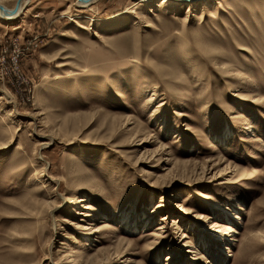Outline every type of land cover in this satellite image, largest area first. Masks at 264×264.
Wrapping results in <instances>:
<instances>
[{
	"label": "rangeland",
	"instance_id": "rangeland-1",
	"mask_svg": "<svg viewBox=\"0 0 264 264\" xmlns=\"http://www.w3.org/2000/svg\"><path fill=\"white\" fill-rule=\"evenodd\" d=\"M191 1L189 12L158 0H28L0 17V86L14 98H0V264H53L73 248L94 254L88 264H193V245L194 264H264V0H221L202 17L204 0ZM129 14L137 21H118ZM40 105L47 116L33 126ZM34 129L55 136L41 150L63 193L38 212L30 199L47 197L30 181L41 164ZM81 186L89 219L64 199ZM201 194L240 215L230 243L205 247L190 225L195 214L227 221ZM74 221L98 231L85 240Z\"/></svg>",
	"mask_w": 264,
	"mask_h": 264
},
{
	"label": "bare ground",
	"instance_id": "bare-ground-1",
	"mask_svg": "<svg viewBox=\"0 0 264 264\" xmlns=\"http://www.w3.org/2000/svg\"><path fill=\"white\" fill-rule=\"evenodd\" d=\"M93 1H95V0H77V4H78L79 7L83 8V7L91 4ZM19 2L20 3L18 5L17 9L15 11L11 12L10 10H4V8H9V9L10 8H13L15 4L12 7H10V6L8 7V6H5L4 4H2V2L0 1V17L1 18L9 19L11 17L18 16L23 11V8H24L26 2H28V0H20ZM152 2H153V0H133V2H132L133 4L132 5H136V6H140L141 8H143V7L145 8L146 5L151 4ZM184 3H186V6L188 7L186 10H188L189 12H191V10L193 9V7L195 6L191 0H158V2H156V5H158L160 7V9L163 8V9H165V10L168 11V9L169 10H174V9H177V8H181V5L184 4ZM212 3L213 4H220L221 3V0H204L203 2H200V6L201 7H199V9H200V16L201 17L204 14L205 15L207 14L206 13L207 12L206 11L207 10L206 7L207 6H211ZM210 9H211V7H209L208 12L209 11H213V10H210ZM140 12H141V10L136 9L135 6H134V8L132 7V13H133L132 15L133 16L138 17V18H140L141 16H144V14L143 13H140ZM189 12L186 13V16H184L185 17L184 18V22H186L188 20ZM154 13H155V16L158 17L157 16L158 15V11L157 12H154ZM209 13H211V15H213L212 12H209ZM215 13H216V11H215ZM132 15H130V14L129 15H126V17H123L122 19H119L118 21H122V20L131 21L132 20V22H136L137 19L135 17H133ZM145 24H148V25H152L153 26L154 25L153 19L151 17H147V20L145 21ZM89 25H91V23ZM106 25H109L110 26L111 24H106ZM101 26H105V24L104 25H101L99 23L97 27H91L92 35H96V36L100 37L101 34H102V31H103V29L101 28ZM241 48H243V47H241ZM1 86H0V98L1 99H4V100H6V101H8L10 103L11 102H14V98H12V96L10 95V93L5 89V87H3V86L1 87ZM153 95L149 96L146 99V103L148 105L150 103H152L154 101V99L157 97V96L154 97ZM8 102H6V103H8ZM14 110H15V107H14ZM45 110H46L45 107L40 105V107L38 109H36V111H34L31 114V117L32 118L30 119L29 123L32 124L33 126H36V124L38 122L43 123L44 120L46 119V116H47ZM154 111H155V109H154ZM126 121H124V122H126ZM123 126H125V125H123ZM35 131L40 136H42V137H40L38 139V141L36 143V146H37L36 147V159H37L36 161H38L39 164L40 163L41 164H40L39 167H36L35 166V168H33V171L31 172L30 181L35 185V188H34L35 193L37 191H40V190H45V195L44 196L47 197V198H38V196H33L30 199L29 203L32 206V211H37L38 212V211L45 210L44 208H46V209L55 208L56 205H57L54 202L55 198L58 195H63V193H61V191H60V189L62 187L61 179H59L57 176H55L51 172H49V170L47 169V166L44 165V163H43L44 156H43V153H42V150H41V148H43L45 146L47 147L50 143H52L54 141V139H55V136H54V134L51 133V131H49V132H45V130L44 131L35 130ZM11 140H12L11 138L9 140L6 139V143L11 142ZM144 141H146L145 137H143L142 139H140V142L144 143ZM160 145L163 146L162 143ZM161 148H163V147H161ZM141 160L143 161V159H141ZM229 171H231V169L230 170H226L225 172H222V173L223 174L224 173L226 174V173H229ZM222 178H225V177H222ZM84 189L85 188L82 187V186H81V188L80 187L79 188H76V189L75 188H72L70 190V193L71 194L69 195V193H68V196H65L64 199H66V201H68V203H70L71 206H73L74 209H72V210H75V213L84 215V216L87 217L86 219H89L88 218L89 216H92L93 217V216H96V215H94V213L92 211V208L89 205L90 204L89 202H91V197H90L91 196V193L90 194L84 193L83 192V191H85ZM189 191H190V194H197V193L199 194L200 193L198 190L196 191L195 189L189 190ZM201 197H203L202 194H201ZM51 198H53V199H51ZM203 198L208 201V196H205L204 195ZM204 199H202V200H204ZM205 200H204V202H205ZM208 202L210 204L211 214L212 215L214 214V216H216V214H217L218 211L223 212V214L225 216L224 218L227 221L226 222H220V221L214 220L212 226H208L207 224L201 225L200 224L201 222L200 223L198 222L200 216L198 214H195V215L192 216V218H193L192 220L194 222L193 223L191 222L190 225H192V227H195V229H197V231H198L197 234L199 235L200 241L201 240L203 241L205 247H207V245L210 244V242L212 240H215L216 242H221L222 244L224 243V241L228 240V243H230L231 241H233L235 239L236 232L239 231L237 229V226L236 225L235 226L233 225L232 220L238 221L240 219V215L237 212H235L234 209H232V207L231 208L229 206H228L229 208L228 207H224L223 206L224 204L223 203H220V202H217V200L216 201H208ZM29 203H27V204H29ZM76 208L78 209V211H77ZM134 210H135V208H134V206H132L126 212V215H124L125 223H128V225L129 224H132V222H134V221L130 220V218L133 216L132 213H134ZM187 213L189 214V212H187ZM152 214H153V212L150 214V216L153 217ZM122 216L123 215H121V217ZM150 216H148L147 220L144 221L145 223L149 222L150 220H153V218H151ZM167 217H168V215L165 216V217H162L161 219L164 222H160L159 225L164 224L166 222V220H167ZM83 218L84 217L78 218V219H83ZM54 219L55 218H53V220H52L53 223L55 222ZM140 220H142V219H140ZM135 223L136 222H134L133 224H135ZM72 224L74 226H76V227H85L83 224L78 223V221H74V222H72ZM136 224H138V223H136ZM160 227L161 226H159V227L157 226L156 229H160ZM176 227H178V226L176 225ZM85 228L87 230H85L84 232H82V237L85 240L91 238V236L93 235V233L95 231H98V228H94V226H91L90 227V225L89 226H86ZM180 235H182V237L186 236L185 233H181ZM178 242H179V239L177 238V243ZM90 243H93V242H90ZM185 245L188 246L187 243ZM193 247L194 248H188V249H186V252H190V255H191L190 258L192 259V261H193L192 263L194 264V263L197 262L196 255L198 253V249L194 245H193ZM66 248H67V246H66ZM99 248H97V249H99ZM178 250L180 251L179 248H178ZM76 251H77V248H73V250L71 252H68L66 250H62V253L60 254V256L56 260L53 261V264H88L89 263V260H91V258L93 259L94 254H88L86 256H79V255H76ZM175 251L177 253V248H176ZM128 260H132V257L131 256L126 257L124 264H126L128 262Z\"/></svg>",
	"mask_w": 264,
	"mask_h": 264
},
{
	"label": "water",
	"instance_id": "water-1",
	"mask_svg": "<svg viewBox=\"0 0 264 264\" xmlns=\"http://www.w3.org/2000/svg\"><path fill=\"white\" fill-rule=\"evenodd\" d=\"M20 0H17L16 1V3H15V5H14V7L13 8H4V10H10L11 12H13V11H15L16 9H17V7H18V5H19V2Z\"/></svg>",
	"mask_w": 264,
	"mask_h": 264
}]
</instances>
